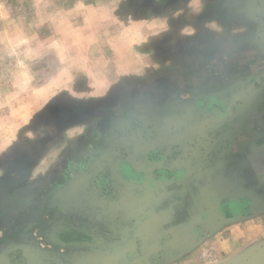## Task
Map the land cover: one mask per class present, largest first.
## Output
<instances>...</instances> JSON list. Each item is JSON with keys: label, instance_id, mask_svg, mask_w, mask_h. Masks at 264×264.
<instances>
[{"label": "rangeland", "instance_id": "obj_1", "mask_svg": "<svg viewBox=\"0 0 264 264\" xmlns=\"http://www.w3.org/2000/svg\"><path fill=\"white\" fill-rule=\"evenodd\" d=\"M263 240L264 0H0V264Z\"/></svg>", "mask_w": 264, "mask_h": 264}, {"label": "water", "instance_id": "obj_2", "mask_svg": "<svg viewBox=\"0 0 264 264\" xmlns=\"http://www.w3.org/2000/svg\"><path fill=\"white\" fill-rule=\"evenodd\" d=\"M261 249L262 245L254 246L253 248L249 249V252L246 251L243 255L237 258V261H235V263H233V261H230V259H227L220 264H262L264 251Z\"/></svg>", "mask_w": 264, "mask_h": 264}, {"label": "crops", "instance_id": "obj_3", "mask_svg": "<svg viewBox=\"0 0 264 264\" xmlns=\"http://www.w3.org/2000/svg\"><path fill=\"white\" fill-rule=\"evenodd\" d=\"M237 240V239H236ZM235 241V240H234ZM233 243V246L234 245H239L240 243L239 242H232ZM235 243V244H234ZM258 246V245H262V249L261 250H263L264 251V240L263 241H261V242H253V241H248V242H245L243 245H242V247L241 248H244V250L242 251L243 253H245L244 251L245 250H247V249H250V247H254V246ZM229 246H231V244L229 245ZM238 247V246H237ZM236 247V248H237ZM235 248V249H236ZM240 248V249H241ZM237 252V250H234V252H232V254H230L227 258L228 259H230V261H233V263H235V261H237V258H239V255H235V253ZM263 254H264V252H263ZM182 257H177V259H174V260H172V261H170V262H168L167 264H179L180 263V261H182L185 257H183L182 259H181ZM254 263V262H253ZM262 264H264V258H263V262H262Z\"/></svg>", "mask_w": 264, "mask_h": 264}]
</instances>
